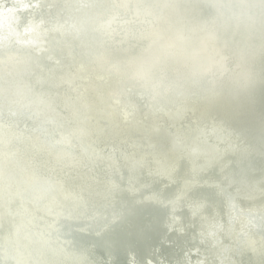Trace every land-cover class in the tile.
Instances as JSON below:
<instances>
[{"label":"water","instance_id":"water-1","mask_svg":"<svg viewBox=\"0 0 264 264\" xmlns=\"http://www.w3.org/2000/svg\"><path fill=\"white\" fill-rule=\"evenodd\" d=\"M28 1L5 0L39 42L0 48V264H137L120 227L142 264H264V0ZM172 123L205 141L143 132Z\"/></svg>","mask_w":264,"mask_h":264},{"label":"bare ground","instance_id":"bare-ground-1","mask_svg":"<svg viewBox=\"0 0 264 264\" xmlns=\"http://www.w3.org/2000/svg\"><path fill=\"white\" fill-rule=\"evenodd\" d=\"M32 3H36V0H32ZM32 3H29V1L25 2L26 6H31ZM19 6L20 5L5 4V0H0V48L2 46H5V45H11L12 43H15L18 46H20L21 44L28 46L31 43V46H33L32 44L35 45V44H38V42H39L34 37L31 38V37H29V35L27 37H24L21 35V32L19 30L12 29L11 16H12V13L15 11H16V13H18L17 10H18V8L21 7V6L20 7ZM97 11H100L101 15L103 14L101 12L102 11L101 9H98ZM148 53H150V52L143 53L141 55V57L143 55H148ZM141 57H140V60H141ZM133 62H134V67L137 68L138 67L137 62L136 61H133ZM137 70H138V68H137ZM4 94H6V93L4 92ZM168 112H170V111H168ZM171 126H173L172 132L174 131V133H172V134H171L170 130L168 128H166L165 126H161V127L154 126L152 128H150V127L147 128V126L144 125V128H147V129L143 130V132L150 135L153 131H156L155 134L158 137V138L155 137L156 139H159V138H161V136H163V144L159 148L160 150H165L166 148H173L171 146L178 145L177 140H178V142H180V144H182L183 142H184L183 144H185V141H189L190 139L194 140L195 142H200V143H201V141H205V140H201L199 138L198 134H196L192 131L191 132L188 131L186 133L181 134V133H179V131H177V128L173 123ZM174 126H175V128H174ZM203 132L204 131L202 129V133ZM177 137H179V138H177ZM33 139H34V137L30 135L27 138V141H29V143H31V142H33ZM0 141H4L6 144V148H8V150H11L12 145H10V142L4 136H0ZM136 146H137V144L135 143L134 148H136ZM6 148L2 147V144L0 143V150L6 149ZM175 149H180V147L176 146ZM186 150L191 152L189 148L185 149V151ZM257 211H258L257 208H255L254 211L250 210L249 208H246V209H242L241 212L244 214L252 215V213H259ZM130 223H132L134 227H137V226H139L143 223H146V222L139 218L137 220H130ZM173 226H174V224H172V223L169 224L170 229L173 228ZM194 227L195 226H193V228ZM151 228L153 230H156V232H158L157 231L158 227H157L156 223H153ZM210 230H212V229H210ZM112 237L117 242H119L121 244V246H123V247H129V245L131 243H134L136 248H137V254L139 256L137 259L138 260L137 264H142L143 256L145 255L144 254L145 250L149 249L151 247L150 239H148L146 237H142V236H135L133 238H129L123 233V229L121 227L118 228V230L114 234H112ZM82 240L85 241V239H82ZM196 247H199V242L194 243L193 246L190 247V249H195ZM224 248L229 249L227 244L225 245ZM190 249L189 248L185 249V254ZM107 252H110V250H107ZM206 252H207V254L210 253L209 251H206ZM164 253H167V249L164 250ZM137 260L134 259L133 261L136 262ZM223 260H225V259H222V261ZM223 262H222V264H225ZM183 264H186V263L184 262Z\"/></svg>","mask_w":264,"mask_h":264}]
</instances>
